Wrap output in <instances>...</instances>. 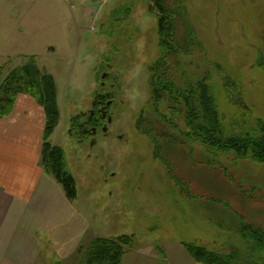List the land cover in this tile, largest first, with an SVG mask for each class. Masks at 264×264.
Wrapping results in <instances>:
<instances>
[{
	"label": "rangeland",
	"instance_id": "rangeland-1",
	"mask_svg": "<svg viewBox=\"0 0 264 264\" xmlns=\"http://www.w3.org/2000/svg\"><path fill=\"white\" fill-rule=\"evenodd\" d=\"M132 3L127 16L120 14ZM186 5L201 47L181 55L171 69L177 81L207 75L230 133L250 127L255 118L264 122V0ZM158 48L157 15L148 0H0V76L31 60L53 76L61 116L53 142L62 147L76 186V224L48 233L40 227L39 241L28 249L37 257L34 264H79L91 241L121 235L132 238L122 264H200L182 242L248 257L251 245L242 227L264 230V163L212 156L197 143H179L170 160L182 190L153 157L149 139L135 131ZM222 72L238 92H226ZM105 91L113 98L111 136L105 138L100 121L95 136L79 141L77 131L89 125L82 116L92 96ZM143 115L155 129L182 140L153 111Z\"/></svg>",
	"mask_w": 264,
	"mask_h": 264
},
{
	"label": "trees",
	"instance_id": "trees-1",
	"mask_svg": "<svg viewBox=\"0 0 264 264\" xmlns=\"http://www.w3.org/2000/svg\"><path fill=\"white\" fill-rule=\"evenodd\" d=\"M131 8H134V3L124 6L120 14L127 16ZM148 9L157 15L159 50L149 68L148 98L142 113L136 119L135 127L139 134L151 142L152 155L164 166L170 180L183 190V180L176 175L170 160L172 149L179 143H197L212 156H234L264 163V122L261 119H253L250 127L243 130L233 133L226 131L208 76L200 80L181 82L177 81L175 73L171 71L179 64L181 55H191L201 47L189 22L186 0H148ZM120 14L116 13L113 20ZM221 82L226 92H238L236 82L223 72ZM19 94L32 96L43 107L45 127L42 163L46 171L61 184L66 198L74 200L75 179L66 169L63 149L48 140L60 120L53 76L41 72L32 60L0 76V118L10 113ZM102 97L101 93L97 94L94 101ZM146 110L159 115L161 122L168 128H174L182 140L175 138L167 129H155L151 120L143 115ZM87 120L89 121L84 118L85 125ZM90 120L92 123L96 122L94 117ZM74 121L75 117L72 118V126ZM176 122H182L185 129H180ZM86 135L79 130L76 136L84 140ZM241 233L251 245L248 257L237 251L220 254L190 242H182L181 245L200 264H264V230L244 226ZM131 245L132 238L129 235L112 239L96 238L87 246L79 264H122L123 256Z\"/></svg>",
	"mask_w": 264,
	"mask_h": 264
},
{
	"label": "crops",
	"instance_id": "crops-1",
	"mask_svg": "<svg viewBox=\"0 0 264 264\" xmlns=\"http://www.w3.org/2000/svg\"><path fill=\"white\" fill-rule=\"evenodd\" d=\"M56 97L59 107L57 91ZM59 126L60 120L51 144ZM44 127L43 107L27 94L0 118V264H34L37 257L28 249L39 241L40 227L48 233L76 224L72 200L42 163Z\"/></svg>",
	"mask_w": 264,
	"mask_h": 264
},
{
	"label": "flooded vegetation",
	"instance_id": "flooded-vegetation-1",
	"mask_svg": "<svg viewBox=\"0 0 264 264\" xmlns=\"http://www.w3.org/2000/svg\"><path fill=\"white\" fill-rule=\"evenodd\" d=\"M102 94H103V97L100 100L94 101L92 99L91 108L88 110L87 114H85V115L83 114L84 118L89 119V121L87 120L89 125H88V127H84L81 130H82V132L86 133L88 136L93 137L97 134L98 124L101 123L102 121H105L101 125V130L103 131L105 138L111 136L110 135L111 132L108 131L107 128L109 127L108 125L112 122V120H111L112 116L110 114H108V112H109V107L113 102V98H111V93H109V92L105 91ZM141 113H142V109L139 111L138 117L140 116ZM93 117L96 120L95 123H92L91 122L92 120H90V118H93ZM109 119H110V121H109ZM135 122H136V120L134 121V129H135V131H137V129L135 127ZM78 140L83 141V139H80V138H78ZM93 140L94 139H90L92 144L94 142Z\"/></svg>",
	"mask_w": 264,
	"mask_h": 264
},
{
	"label": "water",
	"instance_id": "water-1",
	"mask_svg": "<svg viewBox=\"0 0 264 264\" xmlns=\"http://www.w3.org/2000/svg\"><path fill=\"white\" fill-rule=\"evenodd\" d=\"M109 121H110V119H109ZM104 129H105V128H104ZM104 129H103V130H104Z\"/></svg>",
	"mask_w": 264,
	"mask_h": 264
}]
</instances>
